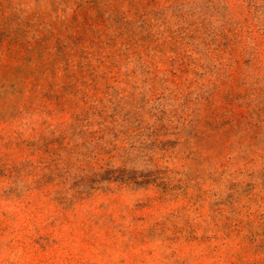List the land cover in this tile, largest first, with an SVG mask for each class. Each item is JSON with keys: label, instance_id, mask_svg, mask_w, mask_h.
I'll return each instance as SVG.
<instances>
[{"label": "rangeland", "instance_id": "obj_1", "mask_svg": "<svg viewBox=\"0 0 264 264\" xmlns=\"http://www.w3.org/2000/svg\"><path fill=\"white\" fill-rule=\"evenodd\" d=\"M0 264H264V0H0Z\"/></svg>", "mask_w": 264, "mask_h": 264}]
</instances>
